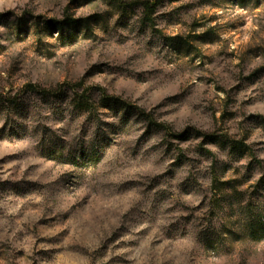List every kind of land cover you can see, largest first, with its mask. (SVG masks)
<instances>
[{"label":"rangeland","instance_id":"374dc122","mask_svg":"<svg viewBox=\"0 0 264 264\" xmlns=\"http://www.w3.org/2000/svg\"><path fill=\"white\" fill-rule=\"evenodd\" d=\"M135 1L0 0V264H264V0Z\"/></svg>","mask_w":264,"mask_h":264},{"label":"trees","instance_id":"16d2710c","mask_svg":"<svg viewBox=\"0 0 264 264\" xmlns=\"http://www.w3.org/2000/svg\"><path fill=\"white\" fill-rule=\"evenodd\" d=\"M111 1H112L113 6L117 9H123L124 7H126L124 0H111ZM160 2H161V0H156V3L154 5H152L150 0L135 1V3L138 4V6L142 9L144 19L150 23L153 22L152 14ZM258 2H259V0H255V4H258ZM56 27L60 30V34H62V30L64 28L73 29V30L80 29L81 27L88 28L89 27V19L82 21L81 19L67 18L64 21L58 23V25ZM168 39L172 42L173 41H181V37H179V36H176L174 38L169 37ZM81 87H82V83L79 82V83H75L72 85H68V89H66L64 91H62L61 89H59V91L61 90L60 91V92H62L61 95H65L67 90L74 92L73 96L70 98V100H71L72 106L76 109L88 111L89 113L97 114V109H111L112 110L115 107L116 108L115 112H116L117 116L119 114V116H120L119 119L122 121L125 120V118L128 116V114L130 112L136 110L135 111L136 116L141 118L147 124L148 129L163 131L167 137L174 138L178 141H183L188 136L187 132L172 133L171 129L165 123L157 122L151 113H147L145 110H142L140 108H133V107L129 106L127 103H125L119 99L112 98V97L105 96V95H101V97L97 103L91 102V101H89V100H91L90 97H86L84 90L81 93L76 92ZM24 90L28 94H47L49 92H50V94H54V95L58 94V91H45V90H42L39 87L32 85V84L25 85ZM15 106H18V105H15ZM22 111H23V109H22ZM260 120L264 121V118L261 117ZM207 137L212 138L213 136H207ZM210 140H212V139H210ZM222 142H223V145L225 146V148H227L228 155L230 157L242 158L246 154L249 157H252L254 161H257V159H255V155H254L253 151L243 140L232 139L228 136H225L224 139H222ZM200 148H203V145H201ZM203 152H205L206 154H208L210 156H213V153L208 149H204ZM263 224H264V221H263Z\"/></svg>","mask_w":264,"mask_h":264}]
</instances>
